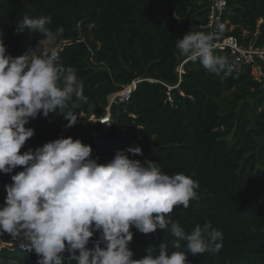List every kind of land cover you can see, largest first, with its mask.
Returning <instances> with one entry per match:
<instances>
[{
    "label": "trees",
    "instance_id": "16d2710c",
    "mask_svg": "<svg viewBox=\"0 0 264 264\" xmlns=\"http://www.w3.org/2000/svg\"><path fill=\"white\" fill-rule=\"evenodd\" d=\"M205 8V0H0V38L7 54L23 55L44 39L15 31L25 15L50 16L54 33L64 29L55 39L59 62L75 70L88 97L87 104L73 109L80 115L70 128L59 111L31 119L26 127L34 136L21 154L72 137L107 163L117 150L139 146L143 155L129 153V158L154 161L168 175L183 173L199 182L200 199L187 209L174 208L172 221L188 234L210 221L223 234L218 252L186 251L190 264H264V96L251 100L260 85L250 68L237 69L227 51L213 48L214 55L228 58L233 68L228 76L210 74L199 59L179 54L177 41L205 22ZM228 8L214 42L232 36L244 47H264V0H228ZM134 80L141 81L129 100L111 104L110 124L99 125L109 96ZM21 170L0 173V206L5 184ZM170 228L143 234L133 227V259L149 248L158 254L161 244L169 253L182 251L184 241L181 249L172 248L176 238ZM99 237L96 232L88 247ZM37 260L10 234L0 236V264ZM65 264L76 261L66 257Z\"/></svg>",
    "mask_w": 264,
    "mask_h": 264
},
{
    "label": "clouds",
    "instance_id": "9594fccd",
    "mask_svg": "<svg viewBox=\"0 0 264 264\" xmlns=\"http://www.w3.org/2000/svg\"><path fill=\"white\" fill-rule=\"evenodd\" d=\"M51 23L50 16L23 17L15 31L39 33L44 39L18 57L7 54L0 38V173L23 168L4 186L0 236L10 234L21 248L35 252L37 264H65L66 257L76 264H190L186 251L194 256L218 252L223 234L210 221L188 234L169 215L200 199L198 180L183 173L168 175L151 160L129 158V153L143 155L139 146L117 150L107 163H99L90 145L72 137L21 154L34 136V129L26 127L31 119L59 111L70 128L79 114L73 109L88 103L75 70L65 69L57 53L48 50L64 31L61 26L54 33ZM176 48L188 61L199 59L210 74L233 71L227 57L213 54L211 33L189 30ZM169 225L176 238L172 248L181 249L184 241L182 251L169 253L161 244L158 254L149 248L147 255L133 259V227L149 234ZM96 232L100 237L89 248Z\"/></svg>",
    "mask_w": 264,
    "mask_h": 264
},
{
    "label": "built area",
    "instance_id": "2783aa9c",
    "mask_svg": "<svg viewBox=\"0 0 264 264\" xmlns=\"http://www.w3.org/2000/svg\"><path fill=\"white\" fill-rule=\"evenodd\" d=\"M205 1L206 20L204 23L195 25L193 30L211 33L214 35L222 23L224 14L229 11L228 0ZM214 49L227 51L239 71L250 68L252 76L260 85V93L264 96V47H244L238 43L236 38L229 36L221 41L214 42ZM140 81L141 80H134L131 83L122 86L118 92L109 96V104L106 109V113L98 120L99 125L108 126L110 124L111 120L109 108L111 104L115 103V101H128L132 92L136 89V85Z\"/></svg>",
    "mask_w": 264,
    "mask_h": 264
},
{
    "label": "rangeland",
    "instance_id": "374dc122",
    "mask_svg": "<svg viewBox=\"0 0 264 264\" xmlns=\"http://www.w3.org/2000/svg\"><path fill=\"white\" fill-rule=\"evenodd\" d=\"M59 47V44L57 43V42H55V40L49 45V51H54V50H56L57 48ZM262 97L263 95L261 94V93H256L255 95H253L252 97H251V100H253V99H256L257 97ZM115 102H118V101H115ZM261 107L264 109V101H263V103H262V105H261Z\"/></svg>",
    "mask_w": 264,
    "mask_h": 264
},
{
    "label": "water",
    "instance_id": "95a60500",
    "mask_svg": "<svg viewBox=\"0 0 264 264\" xmlns=\"http://www.w3.org/2000/svg\"><path fill=\"white\" fill-rule=\"evenodd\" d=\"M72 37H73V38L76 37V31H73Z\"/></svg>",
    "mask_w": 264,
    "mask_h": 264
}]
</instances>
